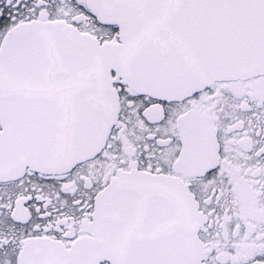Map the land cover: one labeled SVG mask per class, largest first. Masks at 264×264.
Wrapping results in <instances>:
<instances>
[{"label": "snow or ice", "instance_id": "snow-or-ice-1", "mask_svg": "<svg viewBox=\"0 0 264 264\" xmlns=\"http://www.w3.org/2000/svg\"><path fill=\"white\" fill-rule=\"evenodd\" d=\"M0 264H264V0H0Z\"/></svg>", "mask_w": 264, "mask_h": 264}]
</instances>
